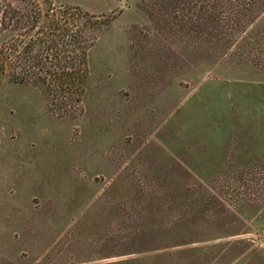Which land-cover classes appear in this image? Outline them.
Listing matches in <instances>:
<instances>
[{
	"label": "rangeland",
	"instance_id": "obj_1",
	"mask_svg": "<svg viewBox=\"0 0 264 264\" xmlns=\"http://www.w3.org/2000/svg\"><path fill=\"white\" fill-rule=\"evenodd\" d=\"M6 1L102 25L78 116L1 76L0 264H264V0Z\"/></svg>",
	"mask_w": 264,
	"mask_h": 264
},
{
	"label": "trees",
	"instance_id": "obj_2",
	"mask_svg": "<svg viewBox=\"0 0 264 264\" xmlns=\"http://www.w3.org/2000/svg\"><path fill=\"white\" fill-rule=\"evenodd\" d=\"M51 7L49 2L42 10L35 3L21 11L0 0V81L4 75L10 83L34 87L48 107L78 116L75 102L83 98L89 75L88 51L102 22L76 7Z\"/></svg>",
	"mask_w": 264,
	"mask_h": 264
}]
</instances>
